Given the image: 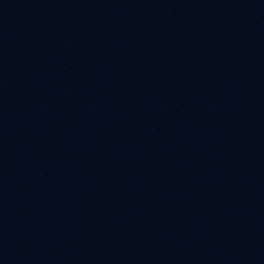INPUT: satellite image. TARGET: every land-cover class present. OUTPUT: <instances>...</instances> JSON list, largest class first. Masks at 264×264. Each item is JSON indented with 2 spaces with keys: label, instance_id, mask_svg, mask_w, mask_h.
<instances>
[{
  "label": "water",
  "instance_id": "obj_1",
  "mask_svg": "<svg viewBox=\"0 0 264 264\" xmlns=\"http://www.w3.org/2000/svg\"><path fill=\"white\" fill-rule=\"evenodd\" d=\"M0 264H264V0H0Z\"/></svg>",
  "mask_w": 264,
  "mask_h": 264
}]
</instances>
